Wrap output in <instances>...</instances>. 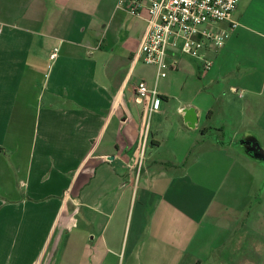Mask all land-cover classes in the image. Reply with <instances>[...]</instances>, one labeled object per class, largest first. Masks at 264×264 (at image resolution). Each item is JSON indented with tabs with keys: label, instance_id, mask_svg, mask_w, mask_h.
<instances>
[{
	"label": "crops",
	"instance_id": "obj_1",
	"mask_svg": "<svg viewBox=\"0 0 264 264\" xmlns=\"http://www.w3.org/2000/svg\"><path fill=\"white\" fill-rule=\"evenodd\" d=\"M118 1L0 0V264H264V202L247 213L240 191L260 161L238 158L234 139L214 140L226 132L211 130L214 98H183L179 130H158L166 119L153 115L137 174L145 108L136 87L156 86L167 112L173 80L133 67L148 12L131 16ZM235 19L202 77L232 92L237 83L246 95L231 114L264 130V0H240ZM174 62L170 73L201 67L170 51Z\"/></svg>",
	"mask_w": 264,
	"mask_h": 264
},
{
	"label": "built area",
	"instance_id": "obj_2",
	"mask_svg": "<svg viewBox=\"0 0 264 264\" xmlns=\"http://www.w3.org/2000/svg\"><path fill=\"white\" fill-rule=\"evenodd\" d=\"M239 4L240 0H119L117 9L131 16L138 17L143 10L148 12L146 31L133 57V67L143 62L156 68L157 80L166 78L171 69L178 68L176 62L171 66L168 63L169 52L176 51L197 60L204 70H211L210 51L223 47L240 26L235 19ZM220 24H226L227 28H221ZM58 51L54 50L52 60L57 58ZM233 91L238 93L236 88ZM135 102L145 108L140 156L136 162L139 175L148 145L151 117H166L167 112L157 87L151 88L145 81L136 87ZM121 107L118 96L112 112Z\"/></svg>",
	"mask_w": 264,
	"mask_h": 264
},
{
	"label": "rangeland",
	"instance_id": "obj_3",
	"mask_svg": "<svg viewBox=\"0 0 264 264\" xmlns=\"http://www.w3.org/2000/svg\"><path fill=\"white\" fill-rule=\"evenodd\" d=\"M188 60H190L192 63H196L195 59H192L190 57L184 56ZM230 63H232V60H229ZM199 63V62H198ZM201 64V63H199ZM201 67L197 69L198 74L196 76H191L189 73H179V72H169L168 74V80L173 82L171 83L170 89L172 91V95L170 98V105L172 106L169 110H167V116L164 118L166 119V122L160 127H158V130H179L180 125L182 124V116L179 114V108L184 106V102L182 101L183 98H194L196 97L198 102H204V98H214L212 99V109L214 113V117L211 120L210 126L212 127L211 130H219V127L221 125L225 128L226 132L224 136L221 135V133H217L213 131V138L217 142V140L223 139L224 141H227L226 143H229L228 140L234 139L237 141H241L243 139V133H246L245 135L249 133H254L259 140V143L261 147L264 149V130H255L253 131V127L250 125L251 122L248 120L249 117L240 116L239 114H231L232 110L235 112H239L242 108L241 104L244 103V100L241 98L244 97L246 94H244V91L241 90L240 86H238L237 83L233 84L234 87L238 89V93L232 92L231 87L228 84H216L213 86L208 85V80L206 78L202 77V75L206 74V70ZM174 76V77H173ZM261 81V77L258 78H251L246 80V83L257 85L258 81ZM250 86V85H249ZM252 87V86H251ZM259 89V88H258ZM262 107V106H261ZM231 108V109H230ZM231 110V112H230ZM239 115V116H238ZM260 113L258 112V117ZM249 121V123H248ZM248 129L245 130L246 127ZM156 124L154 121H150V130H155ZM247 131V132H246ZM235 133L237 138L235 137ZM234 135V136H233ZM165 137V145L162 148L163 155L166 156L167 153H169L170 144L173 143V136L170 137L168 134L164 136ZM235 137V138H234ZM169 140V142H168ZM151 143L148 141V150L151 149ZM196 151H200L199 147H197ZM238 155V158L245 157L243 153L248 154V152H244L243 149L239 145L235 146V151ZM195 153V151L193 152ZM260 170L259 168L253 171L254 178L250 180V184L248 186V183H245L243 185H240L242 189L240 188L241 192H247L250 194L247 195V199L243 200L245 202L246 206V212H252L254 208L259 209V206L261 203L264 202V162H260ZM252 169H247V175L248 173L251 174ZM248 176V175H247ZM249 177V176H248ZM251 178V177H249ZM254 180V182L252 181ZM138 206V205H136ZM133 209V208H132ZM255 209V210H256ZM79 221V228L78 230L74 231V234L72 236H75L77 233L80 234V237L78 239H81V215H78L77 217ZM134 222V220H133ZM119 264H126V262L122 261Z\"/></svg>",
	"mask_w": 264,
	"mask_h": 264
},
{
	"label": "water",
	"instance_id": "obj_4",
	"mask_svg": "<svg viewBox=\"0 0 264 264\" xmlns=\"http://www.w3.org/2000/svg\"><path fill=\"white\" fill-rule=\"evenodd\" d=\"M183 113H184V120L188 124V126L190 128H195L198 122L196 110L194 108H187L183 111ZM252 143L254 144L253 151H255V153L252 155L253 158H255L258 161L264 162V149L261 147L256 136H253Z\"/></svg>",
	"mask_w": 264,
	"mask_h": 264
},
{
	"label": "flooded vegetation",
	"instance_id": "obj_5",
	"mask_svg": "<svg viewBox=\"0 0 264 264\" xmlns=\"http://www.w3.org/2000/svg\"><path fill=\"white\" fill-rule=\"evenodd\" d=\"M238 144H240V147L243 149V151L248 152V154L253 157L252 155L255 153V151H253V143L251 142V138L250 137H243V139L241 141L238 142ZM262 162V161H260Z\"/></svg>",
	"mask_w": 264,
	"mask_h": 264
}]
</instances>
